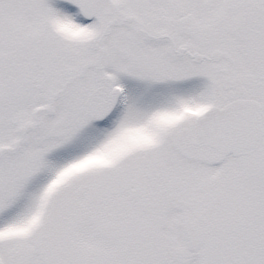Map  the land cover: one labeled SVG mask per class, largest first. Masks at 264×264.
<instances>
[{"label":"snow or ice","instance_id":"1","mask_svg":"<svg viewBox=\"0 0 264 264\" xmlns=\"http://www.w3.org/2000/svg\"><path fill=\"white\" fill-rule=\"evenodd\" d=\"M0 264H264V0H0Z\"/></svg>","mask_w":264,"mask_h":264}]
</instances>
